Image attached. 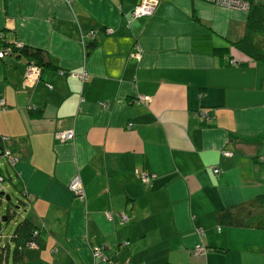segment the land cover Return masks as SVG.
<instances>
[{
	"label": "crops",
	"instance_id": "0c3cea01",
	"mask_svg": "<svg viewBox=\"0 0 264 264\" xmlns=\"http://www.w3.org/2000/svg\"><path fill=\"white\" fill-rule=\"evenodd\" d=\"M139 1L0 0V146L19 157L9 176L38 228L19 264H264V227L215 218L254 203L249 221H264V62H228L246 12L155 0L132 16ZM207 34L228 52L193 43ZM4 42L51 65L25 86L26 57L1 55ZM195 244L210 249L194 256Z\"/></svg>",
	"mask_w": 264,
	"mask_h": 264
},
{
	"label": "trees",
	"instance_id": "16d2710c",
	"mask_svg": "<svg viewBox=\"0 0 264 264\" xmlns=\"http://www.w3.org/2000/svg\"><path fill=\"white\" fill-rule=\"evenodd\" d=\"M205 1V0H204ZM207 2V1H206ZM210 3V2H208ZM214 4V3H212ZM246 18L243 25V31L241 35L229 41V44L242 52L246 59L250 60H259L264 62V2H253L250 1V5L247 8ZM193 43L198 41V44L202 48H208L218 53L228 52L227 48L229 45H220V46H213L211 44L210 36L207 35H193L192 36ZM16 55V56H24L26 57V66L29 62L35 63L37 66L41 68L50 66L51 64L48 63L46 60L44 53L38 48H31L25 44L17 45L15 43H8L4 42L2 44L1 55ZM233 56V55H232ZM230 55V57H232ZM242 60L235 59V63H241ZM40 74V72H39ZM39 78V77H38ZM38 78L36 81H38ZM3 105H0V107ZM29 113L35 115L40 112L41 106L33 107L31 104L28 106ZM5 136L0 135V140L4 139ZM6 138V137H5ZM7 148L3 145L0 146V155L3 159L8 163L7 158L3 155L2 150ZM9 149V148H8ZM14 156H17L10 150ZM18 157V156H17ZM19 158V157H18ZM9 164V163H8ZM9 166L13 167L11 164ZM2 180L0 184L7 178L12 186V179H10L9 174L6 171V177L0 174ZM1 186V185H0ZM4 188H0V201L4 199L6 201V213L14 212L13 206L9 203V195L4 194ZM263 199L264 203V196H260ZM26 200L24 195H19L17 199V204L20 205V202H23V199ZM264 206V205H263ZM254 203H249L248 210L243 212H238L240 206H233L228 208H221L215 213V218L217 222L220 224L227 226H235V227H264V221L260 219L249 221L250 213L254 208ZM262 207V206H261ZM17 208V207H15ZM243 214L242 216H238ZM8 219L7 214L0 219V229L2 224ZM4 220V222H3ZM219 229V228H217ZM38 236V228L37 226L26 217H21V219L17 220L14 223V226L8 236V242L1 244L0 243V264H19L23 261L24 256V249L28 246H33ZM204 251L206 248L203 246ZM216 250H220V248H213ZM205 253V252H204ZM192 254V252H191ZM199 256V255H198Z\"/></svg>",
	"mask_w": 264,
	"mask_h": 264
},
{
	"label": "built area",
	"instance_id": "2783aa9c",
	"mask_svg": "<svg viewBox=\"0 0 264 264\" xmlns=\"http://www.w3.org/2000/svg\"><path fill=\"white\" fill-rule=\"evenodd\" d=\"M66 3H69L70 0H64ZM207 2L210 3H214L216 5H220V6H224V7H228V8H234V9H239V10H244L246 11L247 8L250 5V1L251 0H205ZM155 0H140L138 3H136L133 8L131 9V15L132 16H137V15H142V14H149L152 11L153 8V4H154ZM19 45V44H17ZM230 64H235V59L231 58L228 61ZM39 72H40V67L37 66L35 63L33 62H29L26 66V71L24 74V85L25 86H31L33 85V83L37 80V78L39 77ZM73 75L77 76L78 78H82L85 73H73ZM148 99V95H143L140 94L136 97V101H141L144 102L145 100ZM0 105H3V101L0 99ZM201 117H205L207 115V112L205 109H201L199 112ZM55 136L60 140V141H64L67 139H71L73 136V130L71 128H64V129H60L57 130L55 133ZM4 139H6L4 137ZM3 155L7 158V161L9 164H11L12 166H14L17 162H18V157L14 156L10 149L8 148H4L2 150ZM224 155H228L227 151H223ZM212 172L215 173L217 172L216 168H212ZM136 175L138 177V179L141 182H147L150 178L153 177V175L146 173L143 170H137ZM2 180V178L0 177V181ZM68 190L74 195L79 197L80 199L83 198V190L81 187V183L79 180V177L77 175H74L69 183H68ZM106 218L109 219L110 218V214L106 213L105 214ZM127 216L124 214H120L119 215V220L121 223H124L127 221ZM195 233L200 236L202 234V228L196 226L195 227ZM192 255L194 256H198L203 254L205 251L203 249V246L201 244H195L193 246V248L191 249ZM92 255L95 258H102V247L101 246H94L92 248Z\"/></svg>",
	"mask_w": 264,
	"mask_h": 264
},
{
	"label": "rangeland",
	"instance_id": "374dc122",
	"mask_svg": "<svg viewBox=\"0 0 264 264\" xmlns=\"http://www.w3.org/2000/svg\"><path fill=\"white\" fill-rule=\"evenodd\" d=\"M133 8V7H132ZM131 8V9H132ZM110 28V27H109ZM90 36V33H89ZM229 53H231L236 58H243L244 54L234 48L233 46H230ZM24 82V78L22 80ZM2 100V99H1ZM6 171L11 176H13V171L11 169V166L3 159V157L0 155V174L6 177ZM70 181V180H69ZM69 183V182H68ZM0 188H4V194L9 195V203L13 206L14 212H10L9 215L6 213V201L2 199L0 201V219L7 214L8 219L4 222L2 227L0 229V243H6L8 242V236L10 235V232L14 226V223L21 219L23 217V211L20 208V206L17 204V199L19 198V194L17 193L14 186L10 184V182L7 180V178L0 184ZM17 207V208H15ZM110 219V218H109ZM108 219V220H109ZM11 264V263H9Z\"/></svg>",
	"mask_w": 264,
	"mask_h": 264
}]
</instances>
